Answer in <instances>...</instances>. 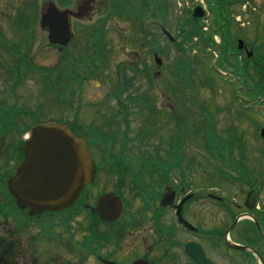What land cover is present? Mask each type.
<instances>
[{"label": "rangeland", "instance_id": "374dc122", "mask_svg": "<svg viewBox=\"0 0 264 264\" xmlns=\"http://www.w3.org/2000/svg\"><path fill=\"white\" fill-rule=\"evenodd\" d=\"M48 1L49 0H0V37H4V40L0 38V193H4L5 190L8 193L7 181L11 175L10 173L13 174L16 167V153L14 152V147L17 146L20 138L26 136V132H23L24 128H29L31 124L35 122L42 123L48 120H63L64 124L67 123L68 125L75 122L77 127H81L84 130L93 127V130H95L93 132L94 134L89 135L87 139L91 142L94 136L95 142L99 146L96 148L94 147L95 145L92 144V146L96 148L95 150L92 149L94 152L92 153L93 158L96 163H102L104 161L105 151L109 152V157L112 159L120 152L132 154L136 153L137 149L141 148L149 152H154L156 149L166 150L170 138L176 135L177 125L186 122V138L182 150L185 154L186 162L189 160L191 162H196L197 167L198 164H201V166L202 163L205 164L202 167L205 168L206 172L211 176L214 173V168L217 166L214 167L216 163L213 159L209 157L204 159L203 157L202 138L204 136L203 129L206 130L205 125L202 127L200 134L195 133L198 127L202 125L203 116L201 113L202 108H204L206 110L204 115L210 117V123L217 129L218 134H221L220 136L224 137L223 134L227 131V133L230 134L231 129L235 127L240 135L248 136V139L246 136L244 137V143L249 140V157L251 159H249L250 163L248 164L251 166L252 171L258 169L257 167H252L253 163L264 166V161L259 155V149L264 146V142H262L263 144L257 142V131L251 122L237 118V112L243 107L241 98L243 99L245 94H239L237 84H231L230 81H226V79L217 76L215 72L207 73V66L197 68V80L194 78L193 84L190 87H186L184 82L178 81L179 77L175 75V69H171L170 67L171 64L173 67V59L177 53L174 50L175 41L170 43L159 27H157V56L159 65L157 70H155L159 88L157 87L154 90V95L156 96L155 100L154 98H149L147 102H140L139 105L134 106H121L117 103L108 104L103 100L105 94L111 95L115 92L113 85H111V82L115 80H110L109 77V64H107L106 69L103 71L102 62L96 59L92 61V57L87 55L88 62H91L92 70V72L87 73L85 68H79V59H76L74 55H81L83 53L82 51L85 47H81V45L86 43V34H92L94 28L99 27L102 29V34L104 32L105 34L110 33V35H112L116 44L114 46L110 45L109 49L112 55L121 54L122 46L125 47L123 49H128L129 45L127 46L128 42L125 36L132 33H135V35L137 34L136 24L138 21L134 20L141 13H145L141 12L143 10L138 4V0H119L121 6L117 10L120 16H118L119 13L117 12L116 15L112 14L113 17L116 18L112 17L111 21H97L92 30H87L89 32H84V30H86L85 27L94 24L95 21H84L83 24H81L84 27L81 26L77 29L73 28L74 36L66 48L67 51L64 49L58 50L57 46L59 45L57 43H50L47 40V33L41 28L40 21H38V11H36V6H33V2L38 3L37 6L40 12V4H46ZM200 1L202 0H156L158 18L167 17V20H163V24L157 21L158 25L160 27L163 26L162 28L165 29L172 38L179 42V25L189 18L190 11L195 7L196 3ZM203 2L205 3L206 0H203ZM210 2L215 3L214 0ZM105 7L106 0L103 4L100 2L98 9L91 16L92 20L96 17H103V13L106 10ZM252 7L255 8V12L252 10ZM261 7L264 8V2L261 4ZM150 8L152 7L147 6L148 11ZM161 8H163V11L159 12ZM229 9L230 12H232V16H234V18L232 17V24L230 25V34L232 36L241 35L244 38H242L243 43H247L254 49L255 59L257 58L260 60V64L264 66V21H257L255 18L259 10L258 4L251 3L246 5V9L237 5ZM20 15L24 16L25 19H29V21H24L25 27H22L23 25L19 27V23H23V21L19 20L21 19L19 18ZM220 22H222L223 25H221L219 32L227 33L224 22ZM211 23L212 21H203L205 25L212 26ZM214 36L218 37L219 35L215 33ZM218 40L220 41L219 38ZM20 42L23 43L20 44ZM168 44L173 48L171 57H162V45L164 49ZM234 44L236 45V41ZM229 45L228 49L230 50L232 48L231 42ZM187 46L190 45L187 44L184 48L186 49ZM130 49L133 48L131 47ZM95 50H97L96 46H92L90 51L92 52ZM213 53H217V50H207V55H205L210 59L209 68H211V70L213 68L216 69L215 55ZM118 59L121 60L120 58ZM231 60L234 62L235 59ZM13 67L17 68V71L14 73H12ZM255 67L258 69L259 64L256 66L253 65L252 67L250 66L249 72H251L252 75L255 74ZM171 73L173 75L172 87L176 90L178 89L176 94H173V88L172 90H170L171 87L169 88ZM229 73L228 71L226 74L228 75ZM76 76L81 77L79 85H77V87L79 86L77 88L78 92L75 90L77 82L74 78ZM241 77L243 81L248 84L247 87L251 89L254 88V85L250 81H247L245 76L241 75ZM41 78H49L50 80H55L57 78L58 82L64 85L56 89L59 90L58 97H62L61 99L71 98L75 91V93L77 92L76 97H80L82 101H79V105L72 106L68 111H61L67 110L69 107L68 104H64L62 107L58 105L61 101L57 100L58 97L56 98L54 95V90L53 93L46 91L47 87L50 85L48 83L45 85ZM207 78H209V82L213 85L212 89L203 87L202 83L199 82V80L204 81L207 80ZM174 80L176 82H174ZM227 80L230 79L228 78ZM71 83H73V85ZM138 86L143 87L142 84ZM12 107L17 111L14 115L16 116L18 127L16 131L5 133L1 129L2 120L5 119V114ZM260 115H257L259 118L257 117L255 122L257 121L260 122L261 125H264V120L260 119ZM145 130L147 131L146 134L143 133ZM125 137H127L130 142L125 144V149H122V139ZM139 140L142 146L139 145ZM244 145L247 146V144ZM109 167L107 166V169H109ZM158 171L159 169L155 170V172ZM254 175H256V173H254ZM193 176L196 177L192 175L188 177L187 180V183H189V179L193 178L192 180L195 183L190 182V191L199 190L197 184L200 182L201 178H194ZM153 177L156 178L157 176ZM177 177L178 175L170 177L171 182L174 183L173 186H180V189L185 187V185L177 183L175 179ZM261 178L264 181V176ZM99 181H101V184L87 188L89 192L86 191V193H89V195L86 197V205L92 206L95 203L96 194L101 189L107 192L120 190L128 204L133 205L135 199H138L134 196V191L136 192V190L131 185L130 181L127 180L125 182L126 185L119 187L118 176L114 168H111L103 177L100 175ZM213 183L207 182L206 187H211L209 189L215 190L206 188L207 191L215 192L216 189H219L217 191L225 196L233 193L229 197H233L236 200L240 199L239 195L236 193L224 190L222 185H216L218 181H213ZM149 187L151 188H144L146 190L144 194L147 190L149 193L155 187H158L157 190L161 191L162 183H157L153 180L151 186L147 185V188ZM185 190V192L188 191L187 188ZM262 195L264 196V192ZM0 196L2 199L0 202V209L11 208L12 202L8 200L9 197L7 194H0ZM134 205L139 206V203ZM72 209H79L80 211V214L78 213V215H76V220L73 221L75 229L68 231L69 233L67 232L66 235L64 234V239H61L59 241L60 243L55 240L50 242L40 241L38 239L39 232L38 229H36L38 227H34L37 223L35 221H30L28 217L20 211H15L16 215L12 218H5L0 215V241H4V247L0 246V264H44L45 262L47 264H81L79 259L77 262L70 257L73 250L70 249L69 251L68 240L71 238L75 241L77 244L76 249L80 250L77 254L81 256L80 254L83 251L81 245L84 239L83 234H85L83 229H85L89 220L87 218V212L83 207H72L70 210ZM128 209H130L129 206ZM191 211L196 215L198 210L197 208H191ZM16 220L27 222L28 225L24 228H20L18 226L20 224ZM246 221L247 220L240 221L239 225L232 232L231 237L237 240V242L242 240L240 234L242 233V229L246 227ZM224 224H228V222H224ZM95 225L99 224L95 223ZM101 228L102 227H99V229ZM13 236L14 239L11 240ZM11 241L15 243L14 246H11L12 248L7 246V243L9 244ZM126 242L128 243V241ZM255 251L264 264V244L260 243ZM232 254V251L226 250L223 252V257L225 258L228 255L232 256ZM235 255L239 264H246L243 261L244 254L237 251ZM231 256H229V259ZM254 257L256 261L253 260V264H261L258 258L256 256ZM219 263L229 264L220 260Z\"/></svg>", "mask_w": 264, "mask_h": 264}, {"label": "flooded vegetation", "instance_id": "af4514ba", "mask_svg": "<svg viewBox=\"0 0 264 264\" xmlns=\"http://www.w3.org/2000/svg\"><path fill=\"white\" fill-rule=\"evenodd\" d=\"M61 1L68 5L64 8L70 9L73 12L72 18L69 20L72 21V30L73 28L77 29L83 26L81 24H83L84 21H95L94 24L85 27L86 30H84V32L88 29L92 30L97 21H111L113 15H116L118 12L117 9L121 6L119 0H106V10L103 13V17H96L93 20L91 16L98 9L100 2L103 4L105 0H103L104 2L102 0H49L46 4L41 3L40 7L42 8L52 2L57 6L59 5L58 2L61 3ZM214 2L215 7L218 10V19L225 24H228L226 21H232V17L234 18L229 8L237 5L246 9V5L251 3L258 4L259 10L257 11V15H255L257 21H264V8L261 7L264 0H215ZM33 4L36 7L38 5L37 2H33ZM138 4L143 10L141 12L145 13H141L134 20L138 21L136 24L137 34L135 35V33H132L125 36L128 42L127 46L129 45L128 49H123L125 47L122 46L121 54L112 55V52L109 49L110 45L114 46L116 44L110 33H85L86 43L81 45V47H85V49L82 51L83 53L81 55H74L76 59H79V68H85L87 73L92 72L91 62H88L87 55L92 57V61L96 59L102 62L103 71L106 69L107 64H109V77L110 80H115L111 82L115 92L111 95L105 94L103 100L108 104L117 103L121 106H134L139 105L140 102H147L149 98H154L155 100L156 96L154 95V90L157 87L159 88V82L155 71L158 68V64L154 62L158 54L157 21L167 20V17L158 18L156 0H138ZM147 6H151L152 8L148 11ZM210 7H212L211 4L209 7L205 4L203 11L204 15H211L210 13H207L209 12ZM193 9L190 12V17L187 19L188 21L216 20L214 16L210 19L204 18V16L203 18L194 19L192 17ZM252 10L254 12L256 11L254 7H252ZM212 15H214V13H212ZM118 16H120V13ZM117 19L121 20L120 18ZM230 29L231 26L228 29L229 33H221V36L223 41H231V46L234 48V42L242 40L243 37L241 35L232 36L230 34ZM92 46H96L97 50L91 52L90 50ZM131 47L133 49H130ZM58 50L61 49L58 48ZM161 50L162 57H171L173 52L171 45H166L164 49L162 45ZM248 52L253 53L252 49L244 43L242 50H238L236 46V50L231 54L238 58L239 61H242L243 64L246 63L248 65L247 69L249 70L250 66L252 67L255 63L253 60L250 61L253 58V55L248 57ZM65 54L67 55L66 52ZM170 67L172 69V64ZM172 79L173 75L171 73V82H169V88L171 87L170 90L173 88ZM71 84L73 85V83ZM139 84H142L143 87H139ZM56 85L59 88L61 85L62 87L64 86L59 82H57ZM75 89H77V84ZM247 91L253 94L264 95V91L260 89L254 91L251 88L246 87V92ZM129 94L133 97H130ZM62 100H64L68 106L79 102V100H75L72 97L69 99L64 98ZM244 103V112L241 113V115L246 117L250 116V113L253 115L254 98L248 96ZM256 105L258 107L256 111H263L262 115L264 116V99L257 100ZM262 127H264V125ZM67 128L71 132H75V134L77 133L86 137L94 134L93 132L95 131L89 129L84 130L81 127H77L75 122L70 123ZM215 133L218 132L216 131ZM234 134L237 137L242 138L246 136L248 139L247 135H240L237 130L234 131ZM263 141L264 140L261 138H258L257 140L259 143H262ZM87 142L89 143L88 140L86 143ZM248 142L249 140L246 142L247 146H232L230 152L229 148H220V151L224 152V157L218 158L217 161H215L216 164H214V167L217 166L218 169L217 167L214 168V173L211 176L206 172V169L202 167L205 164L202 163V166L201 164H198V169L196 171H191L190 168H192L194 164L186 163L183 177V185H185V187L181 189L180 186H173L174 183L170 180V177H172L171 172L168 173L165 180L159 179V171L155 172L154 175L157 177L154 178V182L162 183L161 191L157 190L158 187H155L147 193L145 201L140 199L134 201V204L139 203V206L130 204V209H125L124 207L122 215L114 222L101 221L100 216L91 210V208L96 206L99 194L106 193L107 191L103 192L101 189L96 194L95 203L90 206L85 204L86 197L89 195V193H86L87 188H85L73 205V208L83 207L87 212V218L89 220L85 229L82 228L85 232V234H83L84 239L82 240L81 245L83 251L80 254L81 256H79L77 252H80V250L76 249L77 244L70 238L68 240V249L69 251L70 249L73 250L70 257L77 262L79 259L81 264H134L136 261H141L142 264H194L186 255L185 246L190 243H195L212 264H220L219 260L229 264H239L235 255L237 250L231 246V244H238L245 249L244 251L238 250L246 256L244 257L245 263L253 264V255L251 252L256 250L260 243L264 244V240L259 234L256 224L253 221L257 220L261 232L264 235V196L262 195L264 192V181L261 178L264 176V166L253 163L252 167H257L258 169L252 171L251 166L248 164L250 163L249 159H251L249 157L250 147L248 146ZM91 149L94 150L95 148L92 146L88 147L92 156ZM203 151L204 159H207L208 157L211 158L205 148H203ZM259 153L260 158L264 161V146L259 149ZM95 164L97 167V163ZM113 165L114 164L109 163L105 164L106 168L107 166H110L109 169H111ZM162 165L164 164H158L157 166ZM221 169L224 170L221 171ZM107 172L103 173L102 170L96 168L95 181L91 187L101 184L99 176L102 175L103 177ZM254 173H256V175H254ZM192 175L196 176H193L194 178H201L200 182L197 184L199 190H189L191 187L190 182H194L192 180L193 178L189 179V183H187V180L188 177ZM213 181H218L216 185H222L224 190L236 193L239 195L240 199L236 200L233 197H229L233 193L225 196L217 191L219 189H216L215 192L207 191V182L213 183ZM177 183L180 185L182 184L180 181H177ZM169 188L174 195L173 204L162 207L161 199L165 191ZM186 188L188 189L187 192H185ZM209 188L211 187H208L207 189ZM179 205L181 206V219L188 225L179 222L177 215ZM250 205L251 208L249 207ZM191 208H197L198 211L196 212V215L191 211ZM70 209L57 214H44L36 218L28 217L30 221H35L37 223L36 226H32L38 227L36 228L39 232L38 239L46 242L55 240L60 243L59 241L64 239V234L66 235L68 231L75 229L73 221L76 220V215H78V213L80 214V211L79 209ZM11 213H15V211H0V215L5 218H8V214ZM23 214L27 216L26 212ZM243 220H247L245 223L246 227L242 229V233L240 234L242 240L237 242L234 238L232 239L231 235L239 225L240 221ZM224 222H228V224H224ZM95 223H98L99 225H95ZM27 225V222H24V225L18 226L24 228ZM99 227L102 228L99 229ZM254 228L256 235L254 233ZM226 235L230 242L226 241ZM13 239L14 236L11 240ZM126 241H128V243ZM3 243L4 241H0L1 247H4ZM14 245L15 243H12V241L9 244L7 243V246L10 248ZM227 248L233 251L230 259L228 256L225 258L223 257L222 251ZM44 264L47 263L45 262Z\"/></svg>", "mask_w": 264, "mask_h": 264}, {"label": "water", "instance_id": "95a60500", "mask_svg": "<svg viewBox=\"0 0 264 264\" xmlns=\"http://www.w3.org/2000/svg\"><path fill=\"white\" fill-rule=\"evenodd\" d=\"M202 15L200 8H196L193 17L200 18ZM71 16V11H60L53 4H48L42 10L40 26L48 32L50 43L68 44L73 36L69 21ZM238 46L240 49L242 42ZM22 152L23 160L8 179L7 190L14 198L16 208L27 210L30 217L70 208L85 186L91 185L95 179V165L85 142L57 123L32 126ZM172 195L165 193L162 207L172 204ZM91 210L100 216L101 221L114 222L122 214V203L114 194H106ZM177 210L180 218V207ZM185 253L195 264H211L196 244H187ZM134 264L142 262L136 261Z\"/></svg>", "mask_w": 264, "mask_h": 264}, {"label": "trees", "instance_id": "16d2710c", "mask_svg": "<svg viewBox=\"0 0 264 264\" xmlns=\"http://www.w3.org/2000/svg\"><path fill=\"white\" fill-rule=\"evenodd\" d=\"M208 4H210L211 0H206ZM24 16L20 15L19 20L23 21V23H19V27H25L24 21H29L28 18L25 19ZM217 18V17H216ZM18 21V20H17ZM219 21V20H218ZM215 21V31L214 33L219 34V29L221 28L222 22ZM162 24L164 23L163 21H160ZM202 28L203 26L199 23L198 25L194 24L193 21H184V23L179 25L178 28V38L179 42L176 41L174 46L176 49L177 54L174 56L173 59V68L175 69V75L179 77L178 81L184 82L186 84V87H190L193 84V79L197 78V68L199 67H208L207 73L209 72H215L214 69L211 70L209 68L210 64V59L207 57H204L205 53L207 52V48L210 46H213V38L212 35L210 34L207 37H202ZM96 31L102 33L101 27L97 29ZM198 36V43L193 42V38ZM1 39L4 40V37L1 36ZM23 42H20V44ZM221 46L218 47L219 53H218V59L216 62V68L219 70H224L227 71L228 69L236 72V70H240L243 73H248L247 70V64L246 66L239 67L240 64L238 62H232V60L229 58L228 51H229V45L228 43L225 44L222 42ZM189 44L190 46H187L186 49L184 48L185 45ZM188 49V51H187ZM186 50V52H185ZM196 50V54H192V51ZM21 54V53H20ZM260 63V60H259ZM258 63V64H259ZM17 68L13 67L12 73L16 72ZM254 75H248L247 77L249 78V81L252 82L254 85V88H261L262 89V83H263V72H264V66L259 64V68L257 69L256 67L254 68ZM206 73V74H207ZM219 76L218 74H216ZM42 82L46 85L47 83H52L54 80H50L49 78H41ZM187 80V81H186ZM197 80V79H196ZM209 78L207 80H199L200 83H202L203 87H207L209 89L213 88V85L209 82ZM174 82H176L174 80ZM243 84L244 81L242 82ZM53 87H47L46 91L52 92ZM178 90V89H177ZM176 89L173 90L174 94H176ZM56 96H57V90H55ZM204 110L202 109V112ZM15 111L10 110L7 112L5 119L2 120V131L5 133H10L13 131H16L18 127V122L16 119V116L14 115ZM203 114V113H202ZM237 114L242 117L240 112H237ZM204 124L205 128L207 131L214 130L212 127V123H210V117L207 116L204 119ZM93 127H90L89 130L93 131ZM177 132L176 135L172 138H170L169 142L167 143L166 150L165 149H156L154 152H149L147 150H142L137 149L136 153L132 154H125L124 152H121L117 157L112 158L109 157V152L105 151L104 154V161L102 162L103 169L107 171V168L105 164H107L106 161H112L115 163L114 169H116V174L118 176L119 184L121 186L126 185V181H130L131 185L135 188L136 193L134 196L142 201L146 200V196L148 191L144 194L146 191L145 189H150L151 187L147 188V185L151 186V183H153L154 177L155 176L154 172L156 169H159L160 179H166L168 173L171 171L173 172L174 170L176 171L179 167L180 164L185 160V154L183 153L181 146L183 145L185 141V136L187 130L186 122L179 123L177 125ZM230 129V128H229ZM228 129V130H229ZM28 128H24L23 132H26ZM232 130V129H231ZM146 130L143 132L146 134ZM94 138V137H93ZM102 139V137H101ZM212 139V138H211ZM223 139V138H219ZM99 140V139H98ZM225 141L220 142L219 144L222 146L228 145L229 143L227 142L226 139H223ZM123 144L121 146L122 149H125L126 146L125 144L130 142V140L125 137L122 139ZM139 145L142 146L140 140H139ZM20 146L21 143L17 144L16 147H14V152L16 153L15 157V165L19 163L21 160V152H20ZM99 146L97 145L96 148ZM164 164L162 166H157V164ZM12 175V173H10ZM9 174V175H10ZM10 175V176H11ZM9 176V177H10ZM181 178V177H180ZM183 178V176H182ZM145 188V189H144ZM144 189V190H142ZM8 200H11L12 202V207L7 208V211L13 210L15 211V203L13 198L6 192ZM0 193V194H4ZM135 199V200H138ZM0 200L1 196H0ZM3 203V201H2ZM3 211H5V208H1Z\"/></svg>", "mask_w": 264, "mask_h": 264}]
</instances>
